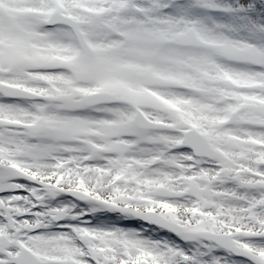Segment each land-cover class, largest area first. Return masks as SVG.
<instances>
[{
  "label": "snow or ice",
  "instance_id": "obj_1",
  "mask_svg": "<svg viewBox=\"0 0 264 264\" xmlns=\"http://www.w3.org/2000/svg\"><path fill=\"white\" fill-rule=\"evenodd\" d=\"M0 264H264V0H0Z\"/></svg>",
  "mask_w": 264,
  "mask_h": 264
}]
</instances>
